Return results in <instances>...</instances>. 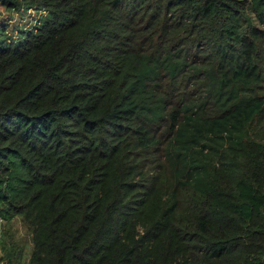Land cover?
Returning a JSON list of instances; mask_svg holds the SVG:
<instances>
[{"label":"trees","instance_id":"1","mask_svg":"<svg viewBox=\"0 0 264 264\" xmlns=\"http://www.w3.org/2000/svg\"><path fill=\"white\" fill-rule=\"evenodd\" d=\"M0 6L45 13L0 29V222L28 264H264V0Z\"/></svg>","mask_w":264,"mask_h":264},{"label":"rangeland","instance_id":"2","mask_svg":"<svg viewBox=\"0 0 264 264\" xmlns=\"http://www.w3.org/2000/svg\"><path fill=\"white\" fill-rule=\"evenodd\" d=\"M44 14V12L24 9L21 11H7L0 6V29L5 27L9 34H14L16 37L18 31L32 29L35 24H38L41 15ZM252 136L255 140H260L259 137L264 138V117L256 121L252 129ZM261 141L264 142V139ZM10 230L15 234V242H12L8 234ZM29 236L30 233L20 221V218L9 223L0 222V257L5 260V264H12L8 261V252L10 251L13 252L12 257H14L16 264L29 263L32 250ZM2 264L4 263L2 262Z\"/></svg>","mask_w":264,"mask_h":264}]
</instances>
